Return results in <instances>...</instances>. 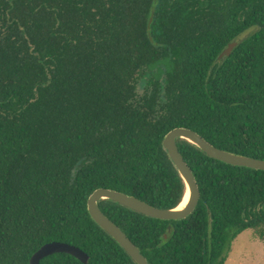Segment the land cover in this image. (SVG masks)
<instances>
[{"label": "trees", "instance_id": "16d2710c", "mask_svg": "<svg viewBox=\"0 0 264 264\" xmlns=\"http://www.w3.org/2000/svg\"><path fill=\"white\" fill-rule=\"evenodd\" d=\"M177 127L264 160V0H0V264L54 241L87 264H135L87 199L107 188L178 206L184 183L162 147ZM176 145L200 192L188 217L100 210L149 264H224L244 230L264 244V171Z\"/></svg>", "mask_w": 264, "mask_h": 264}, {"label": "water", "instance_id": "95a60500", "mask_svg": "<svg viewBox=\"0 0 264 264\" xmlns=\"http://www.w3.org/2000/svg\"><path fill=\"white\" fill-rule=\"evenodd\" d=\"M236 44V42L228 44V46L218 55V60L227 57ZM177 139L187 141L214 160L228 165L264 171V160L218 149L196 132L188 128L177 127L167 132L163 137L162 147L184 183L185 192L182 201L185 195H187V199L182 207L179 208L182 203L181 201L180 204L174 208H157L132 195H127L107 188H98L94 190L87 199V212L92 221L111 237L135 264L149 263L142 255L140 249L135 246L125 233L100 210L99 202L101 200H110L146 217L158 220H183L188 217L196 208L200 198V192L192 170L184 161L178 150L176 145ZM56 253L68 254L76 258L82 264H87L89 259V257L79 248L68 243L54 241L43 244L36 252H34L29 259V264H39L41 259Z\"/></svg>", "mask_w": 264, "mask_h": 264}, {"label": "rangeland", "instance_id": "374dc122", "mask_svg": "<svg viewBox=\"0 0 264 264\" xmlns=\"http://www.w3.org/2000/svg\"><path fill=\"white\" fill-rule=\"evenodd\" d=\"M229 245L224 264H264V244L250 230L242 231Z\"/></svg>", "mask_w": 264, "mask_h": 264}, {"label": "bare ground", "instance_id": "6f19581e", "mask_svg": "<svg viewBox=\"0 0 264 264\" xmlns=\"http://www.w3.org/2000/svg\"><path fill=\"white\" fill-rule=\"evenodd\" d=\"M186 199H187V195H185V197H184V199H183V201H182L181 205L179 206V208H180V207H182V206L185 204V202H186Z\"/></svg>", "mask_w": 264, "mask_h": 264}]
</instances>
